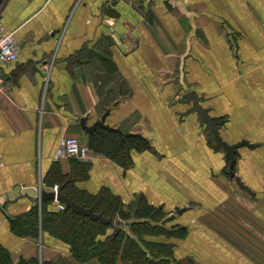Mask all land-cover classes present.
Wrapping results in <instances>:
<instances>
[{
    "label": "crops",
    "instance_id": "obj_1",
    "mask_svg": "<svg viewBox=\"0 0 264 264\" xmlns=\"http://www.w3.org/2000/svg\"><path fill=\"white\" fill-rule=\"evenodd\" d=\"M0 21L20 46L16 61L0 65V246L12 264H74L63 241L20 236L10 224L44 203L26 190L58 186L45 180L54 167L77 175L83 160L58 156L68 138L80 140L91 163L86 178L75 177L78 190L109 189L131 213L143 196L224 264H250L201 220L264 238V0H0ZM189 92L222 121L228 144L246 142L235 174L249 192L198 115H185ZM104 115L111 130L99 129L150 144L130 150L128 168L87 148L81 120L92 126ZM178 249V260L194 253L202 264L195 248Z\"/></svg>",
    "mask_w": 264,
    "mask_h": 264
},
{
    "label": "trees",
    "instance_id": "obj_2",
    "mask_svg": "<svg viewBox=\"0 0 264 264\" xmlns=\"http://www.w3.org/2000/svg\"><path fill=\"white\" fill-rule=\"evenodd\" d=\"M87 148L96 155L110 158L124 168H128L132 163L130 150H147L150 149V144L148 140L140 136H125L99 129L90 135ZM90 167V161H81L75 175L86 178ZM76 176L65 177L54 167L45 180L50 186L58 184L62 188L63 195L78 205L91 209L95 214L103 215L107 220L115 221L116 224L118 221L124 223L130 214L133 215L135 221L128 226L130 233H127L123 226L114 225L113 233L102 239L101 237L114 227L113 224L84 218L69 209L50 212L45 205L47 202H44L41 207L36 204L31 211L20 217L10 218L13 231L20 236L34 239H39L41 232H47L60 241L68 243L74 259L79 263L97 259L100 264H118L119 262L175 264L171 260L174 253L171 244L149 241L146 237L150 233L181 237L187 234L186 227L175 225L172 229H166L158 224L167 213L164 212L163 207L150 205L143 196L138 198V205L131 213L125 210L120 197L114 195L109 189H103L95 195L80 191L75 186ZM169 219L171 221L172 217ZM0 264H12L10 254L1 246ZM19 264L52 263L32 258L22 259Z\"/></svg>",
    "mask_w": 264,
    "mask_h": 264
},
{
    "label": "rangeland",
    "instance_id": "obj_3",
    "mask_svg": "<svg viewBox=\"0 0 264 264\" xmlns=\"http://www.w3.org/2000/svg\"><path fill=\"white\" fill-rule=\"evenodd\" d=\"M205 128H206L205 131L209 132V134H210L209 129L206 126H205ZM211 138H212V142L214 143L213 136H211ZM88 159H89V156L86 155V158L84 160H88ZM55 187L59 188V185L51 187V188H49V190L53 191ZM137 205H138V203H137ZM135 206L133 209H131L132 213L136 209ZM164 212L166 213L165 210H164ZM169 218H170V214L169 213L165 214L163 217V220L160 221V223H158V224L162 225L166 229L167 228L168 229L174 228V226L176 224L175 225L171 224L170 223L171 221ZM185 219L189 223L193 222L191 220V218L188 219L187 217H185ZM134 221H135V218L131 214H130V216H128V219L126 221H124L123 229H125L127 233H130V228L128 226ZM201 222L205 226V228H207V229L211 228L212 230L221 234L220 238L223 241L232 245L234 248H236L240 256L242 255V256L248 258L250 264H264V238H263V236L259 235V233H261V232L258 231L256 228H255V230H256L255 232H248L247 230H245V227L241 228L242 230L236 231V228H233L231 226V223L228 222L227 220L217 221V220H214V219L209 218V217L203 218L201 220ZM232 223H234L235 225H238V227H239V225H241L239 222H236V220H233ZM112 224H113V226L117 225L115 221H113ZM115 226L113 228H110L107 231L106 235L101 237V238L104 239L107 236H110L113 233ZM229 226H230V228H233V231L231 229L225 230ZM241 231L245 234L244 236H241L238 233ZM224 233H225V235H224ZM145 237H146V235H145ZM135 238H137V237H135ZM146 238L149 241H155V242H160V243L164 242L167 244H171L173 247V252L179 248L178 250H179V253L181 255L187 252L185 248H187L190 252L191 251L195 252V250H194V248H195L199 253V254L197 253V255L200 256V258L202 257L201 258L202 264H224L220 260L219 257H217L216 255L209 253V251L205 250L204 247L202 245H200L198 241H196L195 237H193L192 235L189 236L188 231H187V234L185 236H181V237L173 236V235L170 236L168 234L152 235V233H150L149 235H147ZM65 244L69 245L68 243H65ZM69 247H70V245H69ZM188 254L190 255V257L188 256L186 259L183 258L184 260L182 259V261H181V260H178L175 256V253H173L171 260L175 264H193L191 255L192 254L195 255V254L194 253H188ZM69 255L74 260V264H93V262H97V259H92V260L85 262V263H79L78 261H76V259H74L73 254L71 252V247H70V254ZM184 255H186V254H184ZM118 264H124V263L119 262Z\"/></svg>",
    "mask_w": 264,
    "mask_h": 264
},
{
    "label": "water",
    "instance_id": "obj_4",
    "mask_svg": "<svg viewBox=\"0 0 264 264\" xmlns=\"http://www.w3.org/2000/svg\"><path fill=\"white\" fill-rule=\"evenodd\" d=\"M185 99L188 102L192 103V107L185 115H189L192 113L198 115L202 123L205 124V126L209 129L218 147L226 151L227 155L231 159L230 172H229L231 177L237 182V184L243 190L249 192V189L244 186L240 178H238L235 174V168L237 163L235 159V153L237 152V149L242 145L246 144V142L237 145L228 144L221 135V124L218 121H216L214 117L210 115L208 109L202 106V102L204 98L200 97L198 94L194 92H189L188 94L185 95ZM105 120H106V115H104L100 121L95 122L92 126H88L87 125L88 118L86 117L81 120V125L84 131L86 132V134L91 135L95 133L99 128L111 130V128L105 124ZM26 191L36 199V202L38 200L42 202H48L49 200H52L55 201L57 205L58 203L64 204L66 209H69L72 212H75L84 218L88 217L91 220L100 221L105 224L113 223L112 220H107L103 215L95 214L91 209H86L78 205L76 202L72 201L70 198L63 195L61 187H59L57 191H51L47 189L42 191H40V189H28ZM117 225L123 226L124 223L118 221Z\"/></svg>",
    "mask_w": 264,
    "mask_h": 264
},
{
    "label": "built area",
    "instance_id": "obj_5",
    "mask_svg": "<svg viewBox=\"0 0 264 264\" xmlns=\"http://www.w3.org/2000/svg\"><path fill=\"white\" fill-rule=\"evenodd\" d=\"M20 52V46L16 40L15 32L10 31L1 21H0V65L8 64L17 60ZM2 82V78H0ZM87 150L82 146V143L77 138L65 139L60 149L58 150V156L64 157H79L82 160L86 158ZM88 161V160H85ZM3 166V156L0 149V168ZM43 188L40 187V191ZM58 187H55L53 191H57ZM52 191V190H51ZM55 202V201H54ZM59 210L64 211L66 209L64 204L58 203Z\"/></svg>",
    "mask_w": 264,
    "mask_h": 264
}]
</instances>
